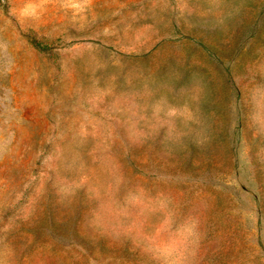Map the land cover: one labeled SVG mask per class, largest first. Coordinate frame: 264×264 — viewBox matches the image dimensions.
Here are the masks:
<instances>
[{"label": "rangeland", "instance_id": "374dc122", "mask_svg": "<svg viewBox=\"0 0 264 264\" xmlns=\"http://www.w3.org/2000/svg\"><path fill=\"white\" fill-rule=\"evenodd\" d=\"M0 264H264V0H0Z\"/></svg>", "mask_w": 264, "mask_h": 264}, {"label": "trees", "instance_id": "16d2710c", "mask_svg": "<svg viewBox=\"0 0 264 264\" xmlns=\"http://www.w3.org/2000/svg\"><path fill=\"white\" fill-rule=\"evenodd\" d=\"M36 44L38 46H40L41 48H43V49H46V48H49L50 47V45L45 44V43H42V42H37Z\"/></svg>", "mask_w": 264, "mask_h": 264}]
</instances>
